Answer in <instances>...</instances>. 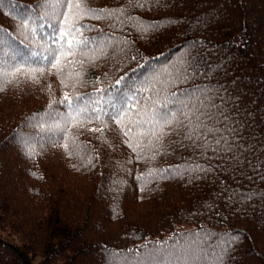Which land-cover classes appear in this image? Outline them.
<instances>
[{"label": "trees", "instance_id": "16d2710c", "mask_svg": "<svg viewBox=\"0 0 264 264\" xmlns=\"http://www.w3.org/2000/svg\"><path fill=\"white\" fill-rule=\"evenodd\" d=\"M38 2L6 0L7 6L0 8V29L15 37L13 26L20 24V17L31 14V6ZM87 3L107 8L122 6L126 0ZM132 14L161 27L143 37L135 29L125 30L134 44L131 55L136 59L124 66L110 58V51L109 58L84 65L82 83L75 87L70 88L75 73L72 80L65 74V82L72 81L65 86L47 70L36 80L21 76L18 82L0 84V264H109L117 259L111 253L128 249L136 250L128 254L131 260L146 261L154 245L170 248L183 243L185 234L201 225L216 233L232 232L238 238L223 256V264H264V200H252L245 211H237L240 205L228 208L223 197L213 195L220 191V181L233 188L264 191V181L255 173L249 172L255 177L253 182L237 176L240 184L223 172L218 173L219 179L210 174L206 180L191 183L187 177L169 178L155 181L141 192L136 176L148 167L181 164V157L193 156L187 142L176 145L173 155H162L155 163L146 164L136 160L112 121L103 133L89 131L100 127L95 123L73 127L72 135L82 148L79 156L72 157L62 147V140L54 144L43 129L51 122L50 112L66 111L59 104L49 109V104L62 99L65 92L85 96L112 86L121 76L130 85L143 79L148 69L177 61L197 42L194 46L202 63L212 69L220 66V70L184 87L207 84L226 87L234 96L242 94L241 106L246 105L254 114L247 120L249 129L244 136L254 137L248 141L256 146L254 151L264 148V0H162L159 7L153 4L149 10L136 9ZM193 17H206V27L190 31L186 23H169L170 19ZM86 22L106 33L112 31L107 21ZM13 43L25 51L18 41ZM41 124L43 127L38 126ZM26 136L34 137L31 158L21 143ZM179 139L172 135L168 142ZM73 150L70 142L69 151ZM258 155L264 158V151ZM89 157H98L92 160L95 166L88 165ZM114 181L123 182L117 191L111 190ZM205 201L217 207L206 209ZM196 212L200 214L190 215Z\"/></svg>", "mask_w": 264, "mask_h": 264}, {"label": "snow or ice", "instance_id": "6c2138e0", "mask_svg": "<svg viewBox=\"0 0 264 264\" xmlns=\"http://www.w3.org/2000/svg\"><path fill=\"white\" fill-rule=\"evenodd\" d=\"M161 3L162 0H126L122 6L94 8L87 0H39L31 6V14L20 17V24L13 26L17 33L15 37L0 29V84L18 82L21 76L36 80L47 70L49 74L54 72L60 77L61 84L65 86H68L63 78L65 74L72 80L75 73L72 85L75 87L76 83H82L84 65L109 58L110 51V58L117 63L123 62L121 66H124L136 59L135 55H131L135 51L134 44L125 30L135 29L143 37L161 27L158 23H145L142 18L133 15V11L149 10L153 4L159 7ZM6 6V0H0V8ZM91 20L107 21L112 31L106 33L86 22ZM192 20L196 21L195 25ZM173 22L186 23L190 31H195L206 27L207 18L169 20V23ZM45 28L50 31L44 32ZM87 32L98 35L87 36ZM13 40L23 45L25 51L17 48ZM195 43L177 61L148 69L143 79L134 80L130 85L126 83V77L121 76L108 88H97L85 96H69L65 92L62 99L52 101L49 109L54 104L66 108L63 113H49L51 122L47 131L52 142L55 144L62 140V147L69 157L79 156L82 145L72 135V128L95 123L100 127L89 128V131L103 133L112 121L119 127L123 143L136 154V160L146 164L155 163L162 155H173L176 145L187 142L193 156L181 157V164L168 168L148 167L136 176L141 192L158 180H183L187 177L191 183L206 180L210 174L219 179V172L225 173L237 184L241 183L237 176L253 182L255 177L249 172L264 181V158L258 155V151H264V148L254 151L256 146L248 142L254 137L244 136L249 129L247 120L253 119L254 114L247 111L246 105L241 106L242 94L234 96L226 87L207 84L184 87L191 81L209 78L220 70V66L212 69L202 63ZM77 66L80 69L78 72ZM104 75L107 78L108 74ZM93 82L99 83L96 79ZM38 126L43 127L42 124ZM172 135L180 139L169 143L168 137ZM33 139L30 136L21 139L29 158L35 152ZM70 142L73 151H69ZM93 159L98 157H89L88 165H92ZM122 183L114 181L111 190L117 191V186H122ZM219 189L213 195L223 197L228 208L240 205L237 211H245L252 200H264V191L233 188L224 181H220ZM203 207L213 210L217 205L205 201ZM223 219L226 220V217ZM185 235L183 243L170 248L154 245L146 261L139 258L131 260L128 254L136 250L128 249L123 253H111L117 259L110 260L109 264H118L120 258L122 264H223V256L239 242L232 232L216 233L203 225ZM214 237L217 239L212 243Z\"/></svg>", "mask_w": 264, "mask_h": 264}, {"label": "rangeland", "instance_id": "374dc122", "mask_svg": "<svg viewBox=\"0 0 264 264\" xmlns=\"http://www.w3.org/2000/svg\"><path fill=\"white\" fill-rule=\"evenodd\" d=\"M65 83H66L67 85H70V84H72V81H66ZM74 83H75V82H74ZM74 83H73V84H74ZM73 84H72V85H73ZM72 85L70 86V88L72 87ZM70 88H69V89H70ZM43 129H44V130H45V129H48V126L43 127Z\"/></svg>", "mask_w": 264, "mask_h": 264}]
</instances>
